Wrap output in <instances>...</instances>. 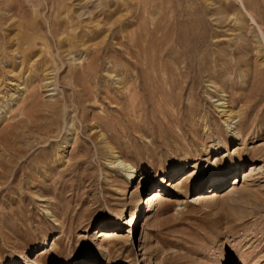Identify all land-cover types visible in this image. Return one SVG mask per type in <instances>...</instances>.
Wrapping results in <instances>:
<instances>
[{"label": "rangeland", "instance_id": "obj_1", "mask_svg": "<svg viewBox=\"0 0 264 264\" xmlns=\"http://www.w3.org/2000/svg\"><path fill=\"white\" fill-rule=\"evenodd\" d=\"M0 264H264V0H0Z\"/></svg>", "mask_w": 264, "mask_h": 264}, {"label": "bare ground", "instance_id": "obj_2", "mask_svg": "<svg viewBox=\"0 0 264 264\" xmlns=\"http://www.w3.org/2000/svg\"><path fill=\"white\" fill-rule=\"evenodd\" d=\"M218 106H220V107H222V109H221V111H222V113H223V115H226V118H228L229 117V115L228 114H226L227 112H226V109L225 108H223V103H221V102H219V105ZM228 120V119H227ZM241 132H239V129L237 128V130H234L232 133H231V138L232 139H234V138H240L241 137V134H240ZM107 146V145H106ZM218 147L220 148L221 146L218 144ZM109 150H111V148L110 147H107ZM208 148L209 149H212V150H215L216 149V147H214V145L213 144H211V145H209L208 146ZM108 150V151H109ZM110 152V151H109ZM112 153V152H111ZM116 154V153H115ZM112 155V154H110V155H112L111 156V158L108 160L109 161V163H114L115 164V166H117V167H119V169H123L124 171H125V173H126V176H129L130 177V179L135 175V168L133 167V166H131V165H129L128 163H125L123 160H121V159H119L117 156L118 155ZM113 159V160H112ZM116 159V160H115ZM115 161H117L116 163H115ZM195 163L196 162H193V164L191 165V167L190 168H192L194 165H195ZM114 166V165H113ZM174 172V171H173ZM121 182V181H120ZM126 182V181H125ZM213 189L211 190V191H214V190H217V188H219V185L217 184L216 185V183L214 182L213 184ZM169 191V190H168ZM211 191H208V192H211ZM212 193V192H211ZM156 200V199H155ZM133 218V217H132Z\"/></svg>", "mask_w": 264, "mask_h": 264}]
</instances>
